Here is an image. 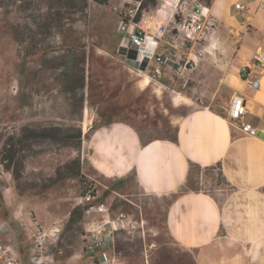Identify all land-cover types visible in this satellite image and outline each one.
<instances>
[{
    "label": "rangeland",
    "instance_id": "rangeland-1",
    "mask_svg": "<svg viewBox=\"0 0 264 264\" xmlns=\"http://www.w3.org/2000/svg\"><path fill=\"white\" fill-rule=\"evenodd\" d=\"M20 1L6 0L0 6V158L11 153L23 164L21 177L15 180L0 162V221L7 224L6 237L21 264H32L27 245L37 224L46 230L52 225L60 227L55 244L45 252L47 264H82L84 219H77L76 214L68 223L70 211L83 206L79 177L72 173L74 164L63 168L59 176L55 173L73 158H78L83 180L93 182L101 200L109 205L114 202L113 212H123L134 220L140 239L136 237L126 246L129 261L136 263L145 246L153 264L181 263L163 244L168 240L164 212L172 198L145 194L132 175L95 174L88 157L92 130L113 120L133 125L142 141L173 136L176 117L197 104L196 100L192 106L178 103L175 98L191 94L186 84L190 70L181 73L172 68L173 79L148 84L143 80L142 87L139 85L137 71L119 61L122 53L129 54L122 45L126 40L113 9L122 0H107L104 5L92 0H25L32 3L22 10ZM155 1L145 10L149 15L161 8ZM168 14L158 13L156 21L171 25ZM223 23L217 31L226 28ZM142 25L146 28L151 23L146 19ZM170 34L166 32V38ZM206 40L195 44L197 56H202ZM82 69L84 86L80 88ZM202 91L211 96L210 104L216 109L218 100L224 101L222 93L212 95L208 88ZM200 92L197 89L194 98ZM84 124L90 127L87 132ZM43 128L57 137L32 135ZM79 129L81 139L75 147ZM192 187L215 193L201 179L193 181ZM218 197L222 195L218 193ZM260 258L264 264L263 247Z\"/></svg>",
    "mask_w": 264,
    "mask_h": 264
},
{
    "label": "crops",
    "instance_id": "crops-1",
    "mask_svg": "<svg viewBox=\"0 0 264 264\" xmlns=\"http://www.w3.org/2000/svg\"><path fill=\"white\" fill-rule=\"evenodd\" d=\"M237 2H242L245 8L236 9ZM210 10L225 22L226 28L211 34L203 45L202 56H197L195 44L183 50L185 57L195 62L186 80L191 94L175 95V98L178 103L192 106L191 102L196 100L197 104L176 117L174 135L142 141L133 125L122 120L109 121L92 130L89 168L105 176L132 175L145 194L172 198L164 212L168 240L163 244L172 249L173 256L180 258L178 264H262L264 63L252 64V56L256 52L264 53V3L212 0ZM155 15L144 13V22L147 19L154 23ZM125 42L121 43L124 47L129 44ZM166 42L171 44L170 40ZM119 61L124 64L121 55ZM244 64L249 65L248 77L259 79L257 88L240 75ZM173 72L171 66L151 61L137 71L138 83L141 86L145 77L151 82L160 78L168 81L173 79ZM206 88L212 95L222 93L224 101L218 100V109L211 106V96L202 91ZM197 89H201L199 100L194 98ZM233 93L244 98L243 121L254 128L253 135L242 131L227 116ZM171 101L176 104L173 96ZM84 125L87 132L90 127ZM199 179L210 183L215 193L194 189L193 181ZM86 216L83 214L84 229ZM133 222L129 215L121 222H114L115 238L104 245L112 264H153L145 246L136 263L128 260L126 246L135 242L136 237L140 239ZM6 226L3 224V228L7 229ZM8 235L5 230L3 238ZM53 244L50 238L48 246ZM79 256L85 264L83 249Z\"/></svg>",
    "mask_w": 264,
    "mask_h": 264
},
{
    "label": "built area",
    "instance_id": "built-area-1",
    "mask_svg": "<svg viewBox=\"0 0 264 264\" xmlns=\"http://www.w3.org/2000/svg\"><path fill=\"white\" fill-rule=\"evenodd\" d=\"M140 3V0H122L113 5L118 17V30L122 33V38L129 43L125 48L134 51L133 57H129L128 52L122 53L121 56L125 64L137 71L151 61L160 66H171L181 73L189 71L195 62L185 57L184 48L189 44H199L218 28L224 26V23L210 10V5L203 0H157L161 8L156 10L162 12V15L168 12L171 25L169 22L163 25L162 22L155 21L145 28L141 23L144 22L143 15L146 12L142 13L140 21L136 22L134 19ZM235 7L243 10L245 5L237 2ZM168 26L170 29L167 30ZM168 31L171 34L166 38ZM167 40H170L171 44L167 43ZM263 63L264 53H254L252 64L262 65ZM240 75L248 80L251 87H258L259 79L248 77L249 65H242ZM245 113L243 96L233 93L229 100L227 116L233 122H237L242 131L253 135L254 128L243 121ZM97 196L85 195L81 198L83 214L87 215L86 228L82 234V249L86 254L85 264H112L113 259L104 245L115 238L114 222H121L126 215L123 212L111 211L110 205ZM5 230L0 223V264H21L18 253L10 242L11 239L3 238ZM59 232L60 227L57 225H52L47 230L41 226L34 228L31 241L27 245L29 259L34 264H47L45 252L49 248L48 240L52 238L55 242Z\"/></svg>",
    "mask_w": 264,
    "mask_h": 264
},
{
    "label": "trees",
    "instance_id": "trees-1",
    "mask_svg": "<svg viewBox=\"0 0 264 264\" xmlns=\"http://www.w3.org/2000/svg\"><path fill=\"white\" fill-rule=\"evenodd\" d=\"M6 0H0V6H3V3H5ZM32 1V0H31ZM97 4L100 5H104L107 3V0H92ZM140 6L138 8V11L135 15V21L138 22L141 20L142 17V10H147L148 5H155L156 1L155 0H140ZM204 3L210 5L212 0H203ZM32 2H27L25 0L20 1V3L18 4V8L19 9H25L26 7H30ZM28 5V6H27ZM129 57H133L134 55V51L133 50H129ZM83 61V59H82ZM84 70H81V75L79 76V87L82 88L84 86V74H83ZM33 136H36L38 138H49V139H54L56 136V134H54V132H51V130L49 129H45L43 128L42 130L39 131H33L32 133ZM77 144L75 147H78L79 143H80V139H81V131L80 129L78 130L77 134ZM0 162L4 165V167H6L8 170H11L13 177L15 180H18L21 177L22 171H23V164H22V159L18 160L14 154L8 153V154H1V158H0ZM74 164V165H72ZM73 166L74 172H72L74 175H77L79 177V183H80V194L81 197L85 196V195H91V196H95L98 195L96 190L93 188V182H86L84 179V176L80 173V166H79V160L78 158H73L72 160H70V162L65 163L62 167L59 166L56 168V175H60L63 168H68L70 166ZM99 199L101 198V195L97 196ZM115 201V200H114ZM2 205V196H1V191H0V206ZM114 202L110 204V210L113 211L115 210V206ZM77 215V219H80L83 217V207L82 206H76L74 207L70 213H69V219H68V223L72 222L75 219V216ZM7 221V220H5Z\"/></svg>",
    "mask_w": 264,
    "mask_h": 264
},
{
    "label": "bare ground",
    "instance_id": "bare-ground-1",
    "mask_svg": "<svg viewBox=\"0 0 264 264\" xmlns=\"http://www.w3.org/2000/svg\"><path fill=\"white\" fill-rule=\"evenodd\" d=\"M144 81H145V84H148L149 81H150V79H149L148 77H145V78H144Z\"/></svg>",
    "mask_w": 264,
    "mask_h": 264
}]
</instances>
